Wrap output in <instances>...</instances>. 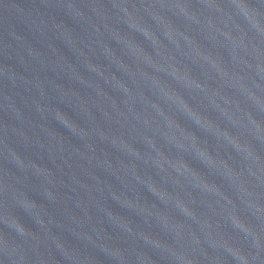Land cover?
I'll use <instances>...</instances> for the list:
<instances>
[{"label": "water", "instance_id": "1", "mask_svg": "<svg viewBox=\"0 0 264 264\" xmlns=\"http://www.w3.org/2000/svg\"><path fill=\"white\" fill-rule=\"evenodd\" d=\"M263 249L264 0H0V264Z\"/></svg>", "mask_w": 264, "mask_h": 264}]
</instances>
